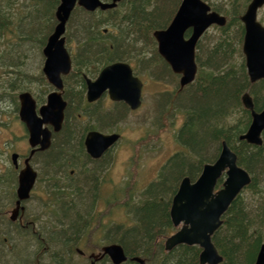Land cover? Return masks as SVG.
I'll return each mask as SVG.
<instances>
[{"label":"trees","instance_id":"16d2710c","mask_svg":"<svg viewBox=\"0 0 264 264\" xmlns=\"http://www.w3.org/2000/svg\"><path fill=\"white\" fill-rule=\"evenodd\" d=\"M29 1V11L33 5L36 19L32 14H25L20 3L18 7L13 5V0H5L4 6H0V32L10 35L5 44L12 49L6 56L9 62L5 56L0 61L2 73H8L2 84V99L9 90H15L16 68L22 63L21 59H18L20 63H16L18 60L15 57H22L21 49L30 51V45L37 47L38 44L42 48L47 40V33L41 36L43 30L37 29L29 16L38 23L46 17L52 21V26L57 24L55 12L60 0ZM173 1L164 0V6L158 5L155 0H124L121 4L123 9H120V5L112 10L98 9L93 12L81 6L75 8L67 23V38L74 39L77 31L81 46L73 59L75 71L66 79L64 98L68 102L67 119H80L88 115L91 128H98L97 125L118 121L129 109L124 102H117L119 106L114 111L88 112L85 92L81 88H85L81 74L84 71L96 72L111 62L125 60L133 64L135 72L143 79L140 67L149 74L161 76L168 72L178 77L155 46L150 56L133 54L138 51L143 36L149 45L150 42L157 45L153 32L166 28L174 17H171L172 12L167 13ZM220 1L217 3L214 0L211 7L226 16L227 23L222 27L217 26L220 33L213 46L206 44L201 52L196 51L199 68L195 80L183 89L161 93L162 100L167 101L166 106L162 104L161 110L173 114L172 120L178 115L183 117L180 127L174 132L179 147L168 157L156 177L144 187L139 198L133 197L129 186L115 187L107 205L104 203V209H97L103 183L99 168L103 166L102 163L109 164L111 157L107 152L101 159L90 158L84 147L85 130L76 131L71 126H65L51 148L42 154L45 174L49 178L46 194L51 201L42 203L43 206H39L33 214L36 226L34 223V227H14L8 219L0 220V234L4 230L9 231L7 225L13 228L9 234L0 236L2 261L6 258L10 264H20V261L22 264H70L69 258L79 246L88 245L93 251H98L104 244L119 243L128 255V260L122 264H140L132 260L134 256L143 258L146 264H199V245L182 244L170 251L165 249L166 237L176 230L170 218V207L182 178L189 176L191 180H196L203 165L218 158L222 141L225 140L238 155V163L252 174V182L247 186L249 195L243 197V192L238 195L223 216V225L215 232L213 242L224 257L220 264H254L260 245L264 242V145L249 144L239 136L246 132L252 120L250 111L243 105L242 95L250 91L256 98L255 109L261 110L263 107L259 97L264 96V81H250L243 53L245 27L241 16L251 0ZM52 26H49L50 32L54 29ZM18 31L26 32L28 46H17V39H20ZM9 63L16 70H7ZM153 63L158 66L159 72L154 68L153 72ZM35 79L48 87L42 72ZM31 92L38 93L34 89ZM39 97L36 94V98ZM109 130L113 131L112 128ZM92 164H96V168ZM70 167L79 170L77 178L76 172L68 175ZM64 173L68 176L69 186H61L57 182ZM222 181L219 180V187ZM56 201L60 209L57 214L50 213ZM122 207L127 219H114L116 213L122 215ZM107 219L115 222H105ZM52 222L56 224L50 230L47 224ZM22 241L26 244H22ZM36 241L39 247L35 245L33 249ZM71 242L74 246H71ZM62 247H67V250ZM26 248L28 254L22 252ZM42 248L43 254L48 251L50 254L37 258ZM53 248L62 251H54ZM101 261L110 259L105 257Z\"/></svg>","mask_w":264,"mask_h":264},{"label":"water","instance_id":"95a60500","mask_svg":"<svg viewBox=\"0 0 264 264\" xmlns=\"http://www.w3.org/2000/svg\"><path fill=\"white\" fill-rule=\"evenodd\" d=\"M121 0L103 2L102 0H60L56 9V24L44 47L45 62L43 72L57 89L52 91L47 102L37 112L36 100L28 91L20 93L19 116L29 134V144L32 147L30 155L25 159L24 167L20 169L17 187V207L11 213L16 219L21 201L30 197L36 183L38 172L31 164V158L37 150H46L51 146L52 131L47 126L51 124L55 131L62 127L67 101L63 97L62 75L70 73L72 59L66 42V25L76 7L80 5L87 10L97 8H114ZM264 5V0H252L241 20L245 25L243 52L246 66L252 82L264 79V25L258 20V10ZM227 17L212 11L204 0H182L171 24L166 29L154 32L161 56L171 66L172 70L181 75L180 86L185 87L194 81L198 66L196 62V44L202 34L213 24L224 26ZM191 34L186 37V32ZM87 100L99 99L108 91L114 101H125L133 110L142 104V80L135 76L133 68L126 62H115L105 66L96 79L87 78ZM243 104L252 111V122L247 132L240 139L248 143L261 145V134L264 130V109L254 110L252 97L246 92ZM121 134L90 131L85 138L88 154L100 158L120 139ZM13 164L18 167L19 154L12 153ZM226 178L222 188L215 192L219 178ZM249 172L237 163V154L223 141L219 157L212 163L203 166L200 176L192 181L185 176L175 193L170 207V218L178 230L165 240V249L172 250L178 245H199L201 253L199 264H219L223 256L215 246L212 236L222 225V216L228 210L234 199L244 187L251 183ZM108 255L114 264L128 260L121 244L113 243L102 247L98 254L93 253L91 264ZM132 260L146 264L141 257L134 256ZM254 264H264V244L261 245Z\"/></svg>","mask_w":264,"mask_h":264},{"label":"rangeland","instance_id":"374dc122","mask_svg":"<svg viewBox=\"0 0 264 264\" xmlns=\"http://www.w3.org/2000/svg\"><path fill=\"white\" fill-rule=\"evenodd\" d=\"M181 1L182 0H174L170 4L167 13L170 14L172 12L171 17L175 15ZM4 2L5 0H0V6H4ZM206 2L208 1L206 0ZM220 2H221L220 0H217V3ZM19 3L23 7L24 12L26 11L25 14L28 15L30 14V16L32 14L35 17V8L33 7V5L31 11H29L30 10L29 0H13L12 2V4L15 5L16 7L20 6ZM155 3H157L158 5L165 4L164 0H155ZM208 3L212 5L214 3V0H209ZM164 6H166V4ZM121 8L123 9V5L120 6V9ZM13 10H15V8ZM258 15H259V19L264 23V7H262L259 10ZM30 16L29 19L33 22L34 26H37V29L39 30H43L41 36L47 33V38H48L49 34L51 33L50 32L51 27L49 26L50 25L52 26V21L48 20L45 17L44 18L45 20L42 19L40 23H38L35 22ZM24 20L25 22H27L26 18H24ZM54 26L55 24H53L52 27L54 28ZM18 33H20V39L19 38L17 39V42H19L17 43V46L20 45L22 47L28 46L29 38L25 34L26 32L18 31ZM219 33L220 30L217 28V25L211 26L208 29L207 33L203 36L202 40L198 42L197 53L199 51L201 52L203 50L204 45L206 44H209V46L210 45L213 46L214 42L216 41V37ZM74 34H75L74 39L69 40L67 38V43H68L67 46L69 50L72 52V50L75 47V51L73 52L72 55L73 57L78 54L79 47L81 46L80 39H78L79 33L77 34L76 31ZM9 36L10 35L4 31L3 33L0 32V61L4 58V56L6 57L7 54L12 50L7 44H5L6 41H9ZM81 38L85 39L84 37ZM154 46L158 50V45L153 44L151 42L149 45V43H147L146 37L143 36L141 42L138 44V48H139L138 51H136L133 54L138 53L140 54L139 55L140 57H142L144 54L150 56L152 55ZM199 46H201V50L199 49ZM30 47H31L30 51H28V49L26 48L21 49L20 53L22 57L20 56L15 57V59L17 60L21 59L22 62L20 63L19 60L18 62H16L20 64L17 65L16 68L17 72L14 78L15 90H9L3 96V99L1 97V92L3 91L2 84L5 80L6 74L8 73H2V67H0V188H2V186H6L7 191L10 193H12L15 190L16 186L18 185V171L17 169L14 168L11 159V154L13 152L19 153L20 155L19 169H21L24 166V158L29 155V150L31 148L28 142L29 135L27 128L25 124L21 121L19 116V110H20L19 94L23 91L31 92V89L37 90L38 93L36 92L35 94H33L32 92L31 93L35 98H36V94H39L41 97L36 98V100L37 102L39 101L41 105H43L47 100V93L50 91L49 87L43 85L41 81H37L35 79L36 75L40 74L41 72L43 73L45 56L42 52V49L44 45L42 46V48L41 45L39 44L37 45V47H34L33 45H30ZM139 51L142 53H139ZM6 59L9 62L7 57ZM129 63L132 64L131 62ZM0 64L2 63L0 62ZM145 64L148 65V63ZM73 66L75 67L74 62H73ZM153 68L156 71H158L159 69L158 66H156L154 63L152 65V70L154 72L155 70ZM16 69L11 67L10 63L7 66V70H16ZM18 69H20V72H18ZM100 70L96 72H91V76H94L93 78H96ZM139 71L142 73L143 77L145 78V79L142 78L144 80L142 106L136 111H132L129 108L126 111L127 113L124 116H122V118H120L118 121H114L113 123L102 124V126L97 125L99 127L104 128L103 132L106 133L120 132L122 134V137L118 141V143L109 151L108 156L111 157V162L109 164L106 162L102 163L103 166L99 168V170L100 169L102 170L100 171L102 172V176H103L102 192L100 195L99 205L97 206V209L99 210L104 209L105 206L104 203H106L107 205L109 198L111 197L110 196L111 192L114 191L115 187L121 188L123 186H129L128 190L131 189V192H133V197L138 199L144 187L148 185L151 182V180H153L156 177L159 169L166 162L168 157L172 155L179 147V145L175 140L174 132L176 129H178V127H180V124L183 121V117L182 115H178L172 120L171 118L173 114L171 115L166 113V111L161 110L162 104L164 106H166L167 104L166 103L167 101L162 100L163 98H161V93L164 91H169V93L175 92L179 88V78L169 74L168 72L165 75H161V76H157L154 73L149 74L145 72L143 67H140ZM10 74H15V73L10 72ZM72 83L74 82H71V84ZM116 103L117 102H114L108 97V95H106L103 98L104 110L102 111V113L116 110L117 107L119 106ZM109 128H112L113 131L109 130ZM117 128L119 130H116ZM32 161H33L32 164L33 167L38 169L39 178L36 185L37 187L33 192V196L31 197L32 200L29 202V204L38 205L39 204L38 202L42 200L44 201L45 199H49L46 194V187L47 184H49L47 180H49V178L47 174H45L42 154L34 155ZM92 165L94 166V168H96L95 167L96 164H92ZM70 169H74V172H76L75 178H77L78 177L77 173L79 172V170H76L77 168L75 167ZM132 174L134 175V178H132L133 177ZM67 181H68V176H66V173H64L63 178H61L60 185L69 186V183ZM249 193L250 190L245 189L242 195L243 197H246L249 195ZM122 197H124L123 192H122ZM8 198H10L11 200V194H8ZM120 211L122 215L116 213L114 219L119 221H125V219H127L126 218L127 213H125L124 209ZM105 222L109 223L115 221L112 219L109 221L107 219ZM55 224H56L55 222H52L49 223V225L47 224V226L50 228V230H52ZM22 244H26V242L22 241ZM16 245L18 246V243ZM35 245L38 246L37 241L33 245V249L35 248ZM71 246H74V243L71 242ZM80 248L85 251L92 250L90 249L92 247L88 245L87 247L81 246ZM62 249L67 250V247L64 248L62 247ZM53 250L59 251L61 249L53 248ZM43 251L44 249L42 248L41 249L42 253H40V256L37 255V258L41 257V255L43 258L50 254L49 251L48 253L43 254ZM22 252L27 253L29 252V250L26 248V250ZM71 255L72 256H70L69 258L70 264H89L87 256L83 257L81 254L77 252ZM34 257L35 256H33V259ZM5 262H7L6 258H5ZM20 264H22V261H20ZM100 264H112V262L104 261L101 262Z\"/></svg>","mask_w":264,"mask_h":264},{"label":"flooded vegetation","instance_id":"af4514ba","mask_svg":"<svg viewBox=\"0 0 264 264\" xmlns=\"http://www.w3.org/2000/svg\"><path fill=\"white\" fill-rule=\"evenodd\" d=\"M103 2H106V1H108V0H102ZM109 1H111V0H109ZM122 4V2H120L119 4H118V6H120ZM110 9V8H109ZM99 10H102V9H100L99 8ZM106 10V9H105ZM103 11V10H102ZM55 28V27H54ZM53 31H54V29H53ZM53 31L50 33V35L53 33ZM67 33H68V25H67V28H66V33H65V37H66V42H65V45H66V48H67V50H68V52L70 53V55H71V57H72V61H73V59H74V57L72 56L73 55V52L75 51V47H74V49L72 50V52L69 50V48H68V46H67ZM49 35V36H50ZM49 36H48V38H49ZM48 38H47V40H46V42H45V44H44V47H45V45H46V43H47V41H48ZM44 47H43V49H42V52H43V50H44ZM44 54V53H43ZM45 56V55H44ZM46 59V58H45ZM122 61V60H121ZM45 62V61H44ZM74 66H73V70L70 72V73H68V74H66V75H62V79H63V84H64V89H63V97H64V91H65V87H67V82H66V79L71 75V73L74 71ZM102 69V68H101ZM101 71V70H100ZM100 73V72H99ZM45 74V73H44ZM82 74V77L84 78V80H85V88H84V86H81V88L82 89H84V92H85V99H86V108H87V111L89 112H98L99 110H104V106H103V98L106 96V95H108V91L107 92H104L103 93V95L99 98V99H97V100H95V101H92V102H90V101H88L87 100V89H88V85H87V81H86V78H89V79H96V78H93L94 76H91V72H88V71H84V72H82L81 73ZM88 74H90V75H88ZM45 76V79H46V81L48 82V87L50 88V91L47 93V98H48V95L52 92V91H54V90H56L57 88L52 84V83H50L49 82V80H48V78L46 77V75H44ZM98 76V75H97ZM96 76V77H97ZM262 81H264V79H262ZM146 87H147V84H146ZM143 89H144V87H143ZM146 89V88H145ZM24 92V91H23ZM28 92H30V91H28ZM22 93V92H21ZM32 94V93H31ZM264 94V93H263ZM20 95V94H19ZM33 95V94H32ZM251 96H252V98H253V102H254V104H255V97H254V95L253 94H251ZM108 97H109V95H108ZM110 98V97H109ZM34 99L36 100V98L34 97ZM65 99V98H64ZM259 99L261 100V105H262V109L261 110H256V111H258V112H260V111H262L263 109H264V96H261V97H259ZM20 100V99H19ZM66 100V99H65ZM112 100V99H111ZM47 102V100L45 101V103ZM125 103V102H124ZM36 104H37V112L39 113V109H40V107L42 106L41 104H40V102L38 101L37 102V100H36ZM127 106H128V104L127 103H125ZM44 105V104H43ZM67 105H68V102H67ZM129 107V106H128ZM66 108H67V106H66ZM66 108H65V118H64V121H63V124H62V127H61V129L59 130V131H55V129H54V127L51 125V124H48L47 126L49 127V129L52 131V139H51V146H52V143H53V141L55 140V138L57 137V136H59V134L65 129V126H71V127H73V128H75L76 129V131H81V130H85V132H86V134H85V137H86V135L90 132V131H93V130H97V131H101L102 130V128L101 127H99V126H97L98 128H91V119H89L90 117L88 116V115H86V116H84V117H82V118H80V119H77V118H74V119H67L66 118ZM98 109V110H97ZM95 121H96V119H95ZM105 122V121H104ZM101 132H103V131H101ZM262 136H263V142H264V130H263V132H262ZM84 140H85V138H84ZM264 145V143L261 145V146H263ZM51 146L48 148V149H46V150H37L34 154H33V156H32V158H31V163L33 164V161H32V159H33V157H34V155H38V154H43V153H45L47 150H49L50 148H51ZM31 147V146H30ZM84 147H85V144H84ZM31 150H32V148H30V150H29V155H30V152H31ZM85 150H86V147H85ZM110 151V150H109ZM109 151H107V152H109ZM106 152V153H107ZM86 153H87V151H86ZM106 153H104V155H106ZM28 155V156H29ZM87 155H88V153H87ZM104 155H102L100 158H93L94 160H97V159H101ZM27 156V157H28ZM25 159H26V157L24 158V164H25ZM19 168V167H18ZM35 169H37V168H35ZM37 172H38V169H37ZM74 174V169H69V172H68V175H73ZM38 178H39V173H38V177H37V180H36V183L34 184V187H33V189L31 190V196L28 198V199H25V200H23V201H21V206L19 207V209H18V214H17V217H16V219L15 220H13L12 218H11V213L13 212V210L17 207V200H18V196H17V186H16V188H15V190L12 192V193H10V192H8L7 191V189H6V186H2V188H0V220L2 219V220H4V219H8L9 221H10V224L11 225H13L14 227L15 226H17V225H19V226H21L22 228H27V227H29L30 225H32V227H34V223H35V226H36V222H35V220H33V214L37 211V208L39 207V206H43L42 205V203H44V204H47V203H49L51 200H48V199H45L44 200V202H43V200L42 201H40V202H38L39 204L38 205H30L29 204V202L32 200L31 199V197L33 196V192H34V190L36 189V185H37V181H38ZM57 182H59V184L61 183V179H58L57 180ZM8 194H11V200H10V198H8ZM53 206V205H52ZM59 204L57 203V201L55 202V205H54V207H53V210L51 209V211H49L50 213H52V212H55L56 214L58 213V211H59ZM33 207V208H32ZM33 209H35V210H33ZM40 211H42V209L40 210ZM1 224H4V223H1ZM6 225V224H5ZM7 227H8V229H9V231H10V229H11V231H12V227H10V226H8L7 225ZM5 228V226L3 225V229ZM9 231H6V230H4V231H2V233L0 234V236L2 235V234H9L8 232ZM14 239H16V234L14 235ZM5 241H7V238L5 239ZM16 243V242H15ZM18 247V246H17ZM76 252L77 253H79V254H81L83 257H85V256H87V258H88V261H89V264H91V261L93 260V258H90V253L92 254V253H94V251L93 250H91V251H88V250H86V251H83L82 249L80 250L79 248H76ZM86 252V253H85ZM1 256V255H0ZM105 258V257H104ZM102 261H98L96 264H100ZM0 264H10L9 263V260H7V262H5V260H3L2 261V258L0 257Z\"/></svg>","mask_w":264,"mask_h":264},{"label":"bare ground","instance_id":"6f19581e","mask_svg":"<svg viewBox=\"0 0 264 264\" xmlns=\"http://www.w3.org/2000/svg\"><path fill=\"white\" fill-rule=\"evenodd\" d=\"M89 45V44H88ZM202 97V96H201ZM71 168V167H70ZM67 175V174H66ZM49 225V224H48ZM80 231V230H79ZM153 258V257H152Z\"/></svg>","mask_w":264,"mask_h":264}]
</instances>
